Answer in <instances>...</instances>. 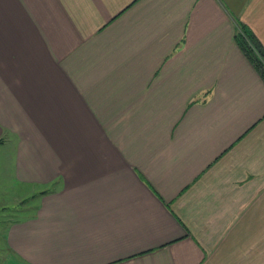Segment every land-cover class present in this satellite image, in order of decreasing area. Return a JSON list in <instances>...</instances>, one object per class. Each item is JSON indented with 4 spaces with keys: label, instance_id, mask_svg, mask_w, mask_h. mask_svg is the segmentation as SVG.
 <instances>
[{
    "label": "crops",
    "instance_id": "crops-1",
    "mask_svg": "<svg viewBox=\"0 0 264 264\" xmlns=\"http://www.w3.org/2000/svg\"><path fill=\"white\" fill-rule=\"evenodd\" d=\"M238 21L264 47V0H0V135L50 186L0 264H264Z\"/></svg>",
    "mask_w": 264,
    "mask_h": 264
},
{
    "label": "rangeland",
    "instance_id": "rangeland-1",
    "mask_svg": "<svg viewBox=\"0 0 264 264\" xmlns=\"http://www.w3.org/2000/svg\"><path fill=\"white\" fill-rule=\"evenodd\" d=\"M16 145L13 136L0 135V260L8 253L6 234L11 222L34 213L39 206V192L50 187L17 180Z\"/></svg>",
    "mask_w": 264,
    "mask_h": 264
},
{
    "label": "trees",
    "instance_id": "trees-1",
    "mask_svg": "<svg viewBox=\"0 0 264 264\" xmlns=\"http://www.w3.org/2000/svg\"><path fill=\"white\" fill-rule=\"evenodd\" d=\"M236 41L244 54L264 79V47L254 33L244 24L238 21ZM46 193L41 192V194Z\"/></svg>",
    "mask_w": 264,
    "mask_h": 264
}]
</instances>
